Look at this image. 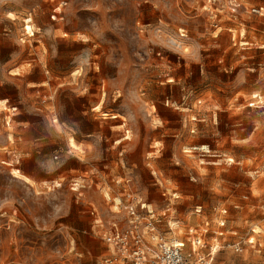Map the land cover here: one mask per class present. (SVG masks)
Instances as JSON below:
<instances>
[{
  "label": "rangeland",
  "instance_id": "rangeland-1",
  "mask_svg": "<svg viewBox=\"0 0 264 264\" xmlns=\"http://www.w3.org/2000/svg\"><path fill=\"white\" fill-rule=\"evenodd\" d=\"M252 6L0 0V264H98L132 208L185 253L188 225L207 222L205 241L222 232L199 250L211 264H264Z\"/></svg>",
  "mask_w": 264,
  "mask_h": 264
},
{
  "label": "built area",
  "instance_id": "built-area-1",
  "mask_svg": "<svg viewBox=\"0 0 264 264\" xmlns=\"http://www.w3.org/2000/svg\"><path fill=\"white\" fill-rule=\"evenodd\" d=\"M229 5L234 7L235 3L229 2ZM262 9L264 7L252 6L248 11L264 15ZM262 78H264V69H262ZM253 98L257 100V94ZM130 214L133 217L128 220L127 226L122 231L115 233L107 230L101 234V239L107 245L108 254L102 256L98 264H211V256L199 253L200 248H207L209 253L213 254L219 244L217 231H211L213 235L205 241L207 222H201L195 227H187L186 242L191 251L185 253L183 247L185 241L175 237L168 239L161 235L153 216L142 217L139 213L134 214L133 208ZM231 247L234 251L239 250L236 243Z\"/></svg>",
  "mask_w": 264,
  "mask_h": 264
},
{
  "label": "bare ground",
  "instance_id": "bare-ground-1",
  "mask_svg": "<svg viewBox=\"0 0 264 264\" xmlns=\"http://www.w3.org/2000/svg\"><path fill=\"white\" fill-rule=\"evenodd\" d=\"M68 144H69V147H77L75 141L73 140V138H69L68 139ZM11 174L14 175L15 177H18V178H23L24 180H28V178L24 175H21L19 172H17L16 170L14 169H11ZM26 182V181H25Z\"/></svg>",
  "mask_w": 264,
  "mask_h": 264
},
{
  "label": "crops",
  "instance_id": "crops-1",
  "mask_svg": "<svg viewBox=\"0 0 264 264\" xmlns=\"http://www.w3.org/2000/svg\"><path fill=\"white\" fill-rule=\"evenodd\" d=\"M188 226H189V225H188ZM220 232H221V231H220ZM220 232H219V230L217 231V234H219V236H221V233H222V232H221V233H220ZM174 234H175V233H174ZM166 238L169 239L170 237L167 236ZM175 238H178V237L175 236ZM180 239H181V238H180Z\"/></svg>",
  "mask_w": 264,
  "mask_h": 264
}]
</instances>
